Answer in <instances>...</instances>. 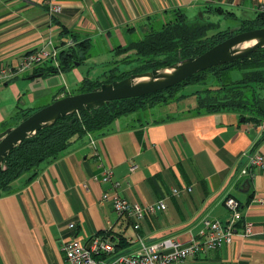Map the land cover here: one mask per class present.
Wrapping results in <instances>:
<instances>
[{"label":"crops","instance_id":"obj_1","mask_svg":"<svg viewBox=\"0 0 264 264\" xmlns=\"http://www.w3.org/2000/svg\"><path fill=\"white\" fill-rule=\"evenodd\" d=\"M52 4L61 11L52 15ZM262 5L264 0H0V69L17 65L49 39L61 47L73 38L90 43L85 66L107 65L110 55L136 42L140 28L154 19L180 13L189 20L215 9L240 26L255 20ZM13 81L0 79V91ZM14 104L1 106L3 118L16 115ZM263 135L264 121L256 125L238 112L220 111L127 126L116 121L100 136L80 138L40 166L37 176L20 178L12 193L0 197V264H64L67 243L89 245L105 234L118 245L117 255L137 253L138 237L147 244L167 237L187 242L203 229L204 218L229 220V196L253 223L252 234H237L232 245L188 264H264V173L240 175L244 152L264 154ZM107 168L122 198L144 206L164 201L167 210L146 216L135 229L134 218L118 216L112 202L102 201L112 187L96 177L102 179Z\"/></svg>","mask_w":264,"mask_h":264},{"label":"trees","instance_id":"obj_2","mask_svg":"<svg viewBox=\"0 0 264 264\" xmlns=\"http://www.w3.org/2000/svg\"><path fill=\"white\" fill-rule=\"evenodd\" d=\"M180 17L183 20L177 25L148 34L144 40L132 43L123 50L133 49L144 58L164 56L169 60L162 65L169 66L183 59L200 55L209 47H213L224 41L226 37L231 36L230 29L224 33L213 22L202 20L199 17L193 20H188L183 15ZM240 27L241 31L264 28V12L258 13L253 21L243 22ZM212 32L216 33L212 34ZM73 41L76 42L77 39L73 38ZM76 43L71 49L63 50L59 54L62 73L74 68L76 63L82 64L88 59L90 43L88 44L87 41H77ZM58 72L54 66L50 65L39 67L29 76L40 73L50 75ZM208 72L213 73L221 85L219 89L211 91L209 96L197 94L199 108L204 111L195 114L233 111L242 114L246 118V122L261 125L264 121V48L244 59L194 75L170 89L145 97L114 101L101 109H93L91 112L85 111L78 115L62 118L53 126L47 127L34 137L23 141L6 158L4 171L0 174V197L12 193L14 183L20 178L30 174V178L37 176L39 167L61 157L70 149L75 138L91 132L106 130L119 118L142 109L148 101H151L152 107L157 106L164 93L174 92L179 86L197 81ZM237 73L241 75L240 78L236 77ZM88 81L85 79L83 82L87 88H89ZM80 89L79 93L84 92L82 87ZM261 91L262 94H260ZM31 112L34 113L33 110H25V117L31 115ZM97 236L109 237V234ZM117 246H115L116 250H118Z\"/></svg>","mask_w":264,"mask_h":264},{"label":"built area","instance_id":"obj_3","mask_svg":"<svg viewBox=\"0 0 264 264\" xmlns=\"http://www.w3.org/2000/svg\"><path fill=\"white\" fill-rule=\"evenodd\" d=\"M260 10H264V5L260 7ZM60 11V6L50 5L52 15ZM74 46L75 42L71 40L65 42L61 47H57L53 40L49 39L42 48L25 54L17 65L4 64L1 66L0 79L5 82L11 81L25 74H33L39 67L50 65L60 71L59 54L61 50H68ZM243 158L246 159V165L241 170L240 175L253 177L257 172L264 173L263 153L252 148L243 153ZM134 169L135 167L132 168V170ZM101 178L96 177L98 180L110 183L112 187L111 190L104 192L102 201L112 202L118 216L134 218L136 220L134 228L137 230L146 216L168 208L167 203L164 201L144 206L122 198L118 191L120 183L113 180L114 172L110 168L104 169ZM187 191L190 192L192 189L189 188ZM173 193L180 195V190L174 189ZM261 202L264 204V200ZM225 203L230 210L229 220L224 223L220 220L204 218L202 220L203 229L196 237H192L187 242H181L177 237H167L147 244L142 238L138 237L137 242L140 249L137 253L117 255L116 247L109 237H93L89 243V248L82 241L73 239L64 247V264H187L200 255L232 245L234 236L237 234L244 238L252 234L254 225L245 220L239 201L229 196L225 199ZM239 225H241L240 228ZM74 226V224L70 225L72 228ZM114 257L117 258L113 259Z\"/></svg>","mask_w":264,"mask_h":264},{"label":"rangeland","instance_id":"obj_4","mask_svg":"<svg viewBox=\"0 0 264 264\" xmlns=\"http://www.w3.org/2000/svg\"><path fill=\"white\" fill-rule=\"evenodd\" d=\"M180 15V13H175L145 23L140 28L141 37L137 38L136 42L144 40L148 34L177 25L183 20ZM225 15L229 14L226 13ZM207 18L215 23V25L217 24L219 30L223 32H227V30L229 31V29L232 30L239 26V21L218 16V12L215 9L210 10L206 16L203 15L204 20ZM213 33L216 32H212V34ZM225 39H227V37ZM110 57L113 61L110 64L107 63V65L91 68V66H85L83 62L81 65H78V67H75L72 72L69 71L65 74L59 71V74L47 75L31 81H23L22 79L24 78L21 77L14 80L7 88L5 87L0 91V108L1 106H7L6 109H9V105L13 106L15 105L14 103H16L18 111L14 117L9 119L3 118L2 115V113L6 112V109L3 107L0 109V121L2 122V124H0V134L5 132L8 128L16 127L23 122L26 118L25 110H33L35 113L55 100L77 93L80 94L81 87L84 91L81 93L90 92V90L92 91L101 86L100 84L119 81L132 74L144 73L162 68L166 66L162 64H166L169 60L164 56L144 58L139 56L133 49L127 51L119 50L116 54L110 55ZM25 75L28 76L32 74ZM240 76L239 73L236 74L237 78H240ZM85 79L89 80V88L83 85ZM218 80L219 79H217L213 73L208 72L197 81L179 86L174 92L164 93L161 101H159L160 104L157 106L152 107L150 104L151 101H148L147 104L142 109H138L137 112L119 118L117 120L118 124L120 126H127L148 123L165 118L185 117L204 111L199 108L197 94H204L203 96L207 94L209 96L211 91L219 89L221 83ZM262 93L261 91L260 94ZM32 114L31 112V115ZM104 131L106 130L91 132L75 138L72 146L75 145L80 138L86 137L87 139H91L100 136Z\"/></svg>","mask_w":264,"mask_h":264},{"label":"water","instance_id":"obj_5","mask_svg":"<svg viewBox=\"0 0 264 264\" xmlns=\"http://www.w3.org/2000/svg\"><path fill=\"white\" fill-rule=\"evenodd\" d=\"M199 18L203 19L202 12ZM230 34L229 38L209 47L200 55L149 72L132 74L119 81L104 83L90 92L60 98L36 111L18 126L8 128L0 136V174L4 171L6 158L16 147L62 118L101 109L114 101L145 97L170 89L194 75L244 59L264 48V28L241 31L238 26L230 30ZM44 76L45 73H40L23 80L31 81Z\"/></svg>","mask_w":264,"mask_h":264}]
</instances>
